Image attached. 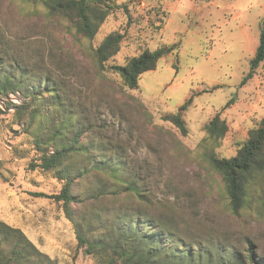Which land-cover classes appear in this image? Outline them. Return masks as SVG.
Wrapping results in <instances>:
<instances>
[{
	"label": "rangeland",
	"instance_id": "374dc122",
	"mask_svg": "<svg viewBox=\"0 0 264 264\" xmlns=\"http://www.w3.org/2000/svg\"><path fill=\"white\" fill-rule=\"evenodd\" d=\"M117 2L127 5L130 14L116 10L88 42L68 23L47 18L39 5L0 0V51L8 47L12 61L34 72L51 70L67 85L70 98L82 105V122L94 128L95 141L105 139L121 148L117 152L148 182L150 197L173 208L183 239L240 249L249 240L264 256L259 194L248 208L233 214L224 182L208 161L211 154L235 157L264 117L259 86L251 84L253 78L241 86L264 27V0ZM115 31L124 40L109 65H126L146 50L174 44L180 45L179 57L162 58L130 90L115 73L100 74L93 61L92 49ZM191 97L184 136L163 117L177 114ZM231 99L233 104L223 110ZM28 102L20 93L0 98V220L21 229L59 264H102L78 246L62 205L37 196L60 193L62 182L54 174L30 169L38 155L27 132L29 115L21 113ZM218 113L228 132L214 143L205 126Z\"/></svg>",
	"mask_w": 264,
	"mask_h": 264
},
{
	"label": "trees",
	"instance_id": "16d2710c",
	"mask_svg": "<svg viewBox=\"0 0 264 264\" xmlns=\"http://www.w3.org/2000/svg\"><path fill=\"white\" fill-rule=\"evenodd\" d=\"M39 5L47 18L68 23L81 39L91 42L101 25L116 10L130 14L127 5L117 0H24ZM130 18L131 15H129ZM124 35L110 33L92 56L100 74L115 73L130 90L138 88L141 76L155 70L159 61L173 54L179 57V44L146 50L126 65H109L120 51ZM6 47L0 51V98L20 93L29 99L21 113H28L27 132L33 137L38 155L31 170L54 174L62 182L60 193L37 196L54 199L62 205L71 222L78 246L102 264H264L258 247L246 240L240 249L225 243L190 242L183 239L174 221V210L154 201L148 194V182L132 168L121 148L101 139L96 142L94 128L85 121L82 105L69 96L67 85L51 70L34 72L12 61ZM11 60V62H8ZM264 63V27L249 72L241 82L245 86ZM177 68V66L175 65ZM191 97L177 114L163 120L187 134L184 113ZM231 99L222 109L233 104ZM76 104V105H75ZM56 109V110H55ZM4 110L0 107V117ZM207 139L218 143L228 132L227 122L218 113L205 126ZM53 147V150H51ZM211 168L225 186L231 212L248 208L256 192L264 206V117L232 158L208 157ZM1 172V164H0ZM181 250L175 248L182 247ZM0 264H59L36 246L19 228L0 220Z\"/></svg>",
	"mask_w": 264,
	"mask_h": 264
},
{
	"label": "crops",
	"instance_id": "0c3cea01",
	"mask_svg": "<svg viewBox=\"0 0 264 264\" xmlns=\"http://www.w3.org/2000/svg\"><path fill=\"white\" fill-rule=\"evenodd\" d=\"M252 80L253 81L251 82V84H255V86L256 85L259 86L258 97L259 99H261V101H263L264 100V63L261 65L260 69L258 70V74L256 73V75L253 77Z\"/></svg>",
	"mask_w": 264,
	"mask_h": 264
}]
</instances>
